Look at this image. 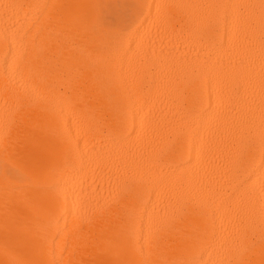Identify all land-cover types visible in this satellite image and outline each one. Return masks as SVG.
Returning <instances> with one entry per match:
<instances>
[{"label":"bare ground","instance_id":"bare-ground-1","mask_svg":"<svg viewBox=\"0 0 264 264\" xmlns=\"http://www.w3.org/2000/svg\"><path fill=\"white\" fill-rule=\"evenodd\" d=\"M0 264H264V0H0Z\"/></svg>","mask_w":264,"mask_h":264}]
</instances>
